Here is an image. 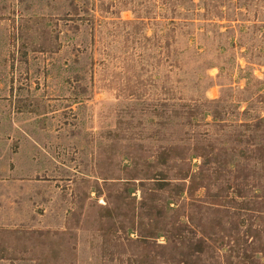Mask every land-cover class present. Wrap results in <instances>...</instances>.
<instances>
[{"label": "rangeland", "instance_id": "rangeland-1", "mask_svg": "<svg viewBox=\"0 0 264 264\" xmlns=\"http://www.w3.org/2000/svg\"><path fill=\"white\" fill-rule=\"evenodd\" d=\"M0 264H264V0H0Z\"/></svg>", "mask_w": 264, "mask_h": 264}]
</instances>
